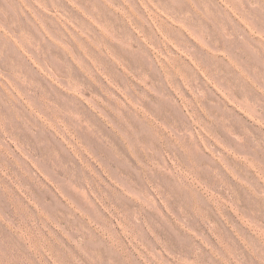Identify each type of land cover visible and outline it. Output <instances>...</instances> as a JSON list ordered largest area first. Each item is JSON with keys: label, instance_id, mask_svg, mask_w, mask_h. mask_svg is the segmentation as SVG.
<instances>
[{"label": "rangeland", "instance_id": "374dc122", "mask_svg": "<svg viewBox=\"0 0 264 264\" xmlns=\"http://www.w3.org/2000/svg\"><path fill=\"white\" fill-rule=\"evenodd\" d=\"M262 6L0 0V264H264Z\"/></svg>", "mask_w": 264, "mask_h": 264}, {"label": "clouds", "instance_id": "9594fccd", "mask_svg": "<svg viewBox=\"0 0 264 264\" xmlns=\"http://www.w3.org/2000/svg\"><path fill=\"white\" fill-rule=\"evenodd\" d=\"M261 10L264 11V6H262ZM113 133H114V132H113ZM114 134H115V133H114ZM115 135H116V134H115ZM116 136H117V135H116ZM120 141H121V140H120Z\"/></svg>", "mask_w": 264, "mask_h": 264}]
</instances>
